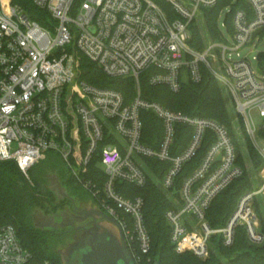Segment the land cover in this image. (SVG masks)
I'll return each instance as SVG.
<instances>
[{"label":"built area","instance_id":"obj_1","mask_svg":"<svg viewBox=\"0 0 264 264\" xmlns=\"http://www.w3.org/2000/svg\"><path fill=\"white\" fill-rule=\"evenodd\" d=\"M33 1L47 13L44 24L12 0H0V160L15 161L28 177L46 152H57L72 176L120 224L135 264L151 262L144 199L124 195L117 185L146 184L144 157L170 162L160 183L173 202L165 216L177 250L206 258L214 236L227 246L233 244L237 226L246 229L251 242L262 243L257 202L262 195L264 206V65L258 63L260 51L252 58L250 52L264 39V0H248L250 11H234L229 36L221 26H227L226 20L219 22L220 38L205 32L202 49L191 44L193 24L219 0ZM231 6L232 2L224 4L220 15L226 11V18ZM244 47L250 51L243 55ZM83 56L112 77L133 78L135 96L127 102L121 91L84 80ZM203 66L229 95L235 119L243 120L242 134L249 136L263 159L257 172L262 183L241 195L221 226L209 223L207 211L244 171L232 135L218 120L171 109L145 98L141 89V76L148 71L151 84L179 92L185 83L202 79ZM144 110L163 122L158 147L142 140ZM179 123L190 126L192 135L186 147L173 154ZM209 130L214 141L177 188L178 175ZM99 154L106 173L102 188L86 178ZM0 264L48 262L34 259L13 224H0Z\"/></svg>","mask_w":264,"mask_h":264},{"label":"trees","instance_id":"obj_2","mask_svg":"<svg viewBox=\"0 0 264 264\" xmlns=\"http://www.w3.org/2000/svg\"><path fill=\"white\" fill-rule=\"evenodd\" d=\"M12 2L23 7L40 23H45L47 13L37 7L33 0H12ZM228 2H232V6L225 20L230 32L233 31L234 11L238 8L250 11L248 0H219L217 5L205 9V17L201 22L193 24L191 40L193 46L199 49L204 47L205 32L211 37L220 38V10ZM260 34L264 36V29ZM258 63L260 66L264 65V49L258 53ZM148 74L149 72L146 71L141 76L142 95L145 98L157 100L171 109L181 110L190 115L214 118L226 126L232 135L240 152L239 162L243 165L244 171L216 196L207 211V219L212 226L224 225L235 210L241 195L252 189L257 181L253 178L252 171L262 166V157L246 135L244 140L248 147L252 169L247 166L241 149L244 144L242 132H245L243 120L240 118L236 124L233 122L236 115L231 114L229 110V99L224 96L218 79L206 67H202L200 81L185 83L179 92H173L165 84H151ZM81 77L92 84L121 91L127 102L137 92L133 78L112 77L84 56ZM141 116L143 119L142 140L148 145L158 147L164 131L162 120L147 110L142 111ZM176 129L173 154L182 151L192 135V128L187 124L179 123ZM214 139L213 131H207L197 154L178 175L177 188L180 187L184 177L199 165ZM143 159L149 171L146 184L138 186L129 182H118L117 187L128 197L142 196L144 199L145 222L151 236L149 252L151 262L148 264H154L157 259L159 264H264V241L259 244L251 242L243 226L236 227L234 242L230 246L225 245L221 238L214 236L213 248L206 258L199 257L189 250H177L171 242V228L165 216L167 208L173 206V202L170 193L160 183L170 162L161 161L155 157ZM29 171L32 172L31 169ZM86 178L96 182L102 188L106 173L100 164V154L99 157L95 155L92 159L90 172ZM76 184L82 186L78 181ZM39 192L42 191L38 178L27 177L13 160H0V224H13L17 228L20 240L31 251L36 261L62 264L58 255L50 248V237L54 231L37 225L33 218L35 208L41 204ZM257 209L264 230V206L261 204V199L257 202Z\"/></svg>","mask_w":264,"mask_h":264},{"label":"rangeland","instance_id":"obj_3","mask_svg":"<svg viewBox=\"0 0 264 264\" xmlns=\"http://www.w3.org/2000/svg\"><path fill=\"white\" fill-rule=\"evenodd\" d=\"M225 9H228V8H225ZM225 14H226V11L224 14L222 13L220 15V18H219L220 24L225 22ZM201 21L202 20L200 19L199 22H201ZM221 26H222L223 31L226 33V36H229L230 31L228 30V27L227 26L224 27L223 25H221ZM263 49H264V39L261 42H259L256 49H254L253 51L250 52V58H252L253 55L257 54L258 51H261ZM249 51H250V49L248 47H244L241 49V53L243 55L247 54ZM224 96L227 99H230L229 95L226 92H224ZM228 103H229L228 107H229L231 114L236 115V109H235L234 105L232 104V102L230 100ZM257 119L259 120V118H257ZM238 121L239 120L234 119L233 122L236 124ZM245 137H246V134L243 133L242 134V141L244 142V144H243L241 149H242L243 156L246 160L247 166L252 169L251 158L249 155L248 147L246 146L245 140H244ZM252 144H253V142H252ZM253 146H254V144H253ZM31 170H32L31 173H30V171L28 172V177L34 176L35 178H38L39 180H42V181L46 180L45 182H46L47 186L50 188V190H48V191L49 192L53 191L52 192L53 197L58 199V200H56L58 203L60 202L61 197H60L59 193H57V191H56L55 180L57 182L58 188H60L63 191L68 192L67 190H69V191L71 190L74 192L75 195H78V196L92 197V195H93L90 192H88L87 190H85L82 186L76 184L77 181L72 176L71 170L69 169V167L67 166L65 161L62 159V157L55 151L46 152L44 158L41 159L37 164H35L31 168ZM258 170L259 169H255L252 171L253 178H255L257 180L254 183L252 188L257 187L260 184V182L262 183V179H263L262 176H261V178L259 176H257ZM70 186H72L73 188H71ZM262 203H263V197L261 195V204ZM37 207L35 208L36 210H37ZM55 210L61 211V212L67 211V209L64 208V205H57ZM41 212L44 214L46 211L41 210ZM57 221H59V220H57ZM39 226L48 227L49 229H52V231H54V233H52V235L50 237L51 251H53L54 253H56L58 255L60 262L62 264H66L65 259H64L63 250L68 246L67 243L71 239L70 235H67V234L60 232V230H63V228L59 222H56V224L53 227H51L49 222L44 223L43 225H39Z\"/></svg>","mask_w":264,"mask_h":264},{"label":"water","instance_id":"obj_4","mask_svg":"<svg viewBox=\"0 0 264 264\" xmlns=\"http://www.w3.org/2000/svg\"><path fill=\"white\" fill-rule=\"evenodd\" d=\"M104 215L117 225L118 232L105 225L85 228L63 250L66 264H135L122 227L112 216Z\"/></svg>","mask_w":264,"mask_h":264},{"label":"flooded vegetation","instance_id":"obj_5","mask_svg":"<svg viewBox=\"0 0 264 264\" xmlns=\"http://www.w3.org/2000/svg\"><path fill=\"white\" fill-rule=\"evenodd\" d=\"M46 180L42 181L39 180V184L41 186V191L39 192L38 195L40 197V205H38L37 210L35 209V211L33 212V218L34 221L37 225H43L44 223L49 222L50 218H52V220H59L57 222L60 223V225H62L63 230H60V232L70 235V238L73 240L76 237H78L79 233L81 232V230L83 229V224L86 225V223L83 222H76L75 225L73 224H69L70 222H74L76 217H74V215H80V211H79V201L80 198H84V197H88V196H78V195H74L72 196L70 193L68 194L67 192L61 190L60 188H58L57 182L55 180V184H56V191L57 193H59L60 195V202L58 203L55 197H53L52 192L49 193L48 190H50V188L47 186ZM83 188L85 190H87L88 192L89 189H87L86 187L83 186ZM91 193V192H90ZM58 197V196H57ZM57 202V203H56ZM57 205H64V208L67 209V211H57L55 210ZM41 210H45L46 212L43 214L41 212ZM50 217H47L49 216ZM75 223V222H74ZM69 242V241H68Z\"/></svg>","mask_w":264,"mask_h":264},{"label":"crops","instance_id":"obj_6","mask_svg":"<svg viewBox=\"0 0 264 264\" xmlns=\"http://www.w3.org/2000/svg\"><path fill=\"white\" fill-rule=\"evenodd\" d=\"M71 188H73L72 186H70ZM67 190V189H66ZM72 196H74V192L73 191H69L67 190ZM66 192V191H65ZM67 192V193H68ZM68 193V194H69ZM76 196V195H75ZM79 202V211H80V215H74V217H76L75 219V223L74 222H70L69 224H73L75 225L76 222H83L86 223L83 224V229L81 230V232L78 234L80 235L85 228H95L99 225H105V226H109L110 228H112L113 230L118 232V227L117 225L109 220L107 217H105L104 213L106 215H108V213L101 207L99 201L97 198H95L93 195L92 197H84V198H80V200H78ZM110 216V215H109ZM50 217V216H47ZM56 220H52V218H50L49 223L51 225V227H53L56 224ZM78 237H76L75 239H70L69 242L67 243L68 245L72 242H74ZM65 250V249H64Z\"/></svg>","mask_w":264,"mask_h":264}]
</instances>
